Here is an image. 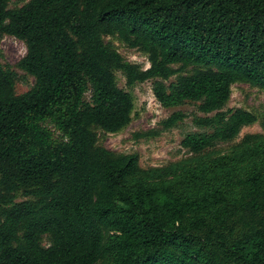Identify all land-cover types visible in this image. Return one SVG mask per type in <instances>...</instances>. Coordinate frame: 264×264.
I'll list each match as a JSON object with an SVG mask.
<instances>
[{
  "label": "trees",
  "instance_id": "obj_1",
  "mask_svg": "<svg viewBox=\"0 0 264 264\" xmlns=\"http://www.w3.org/2000/svg\"><path fill=\"white\" fill-rule=\"evenodd\" d=\"M11 2L0 0V39L25 43L17 65L35 83L17 94L18 73L0 61V264H264V162L222 156L164 179L97 133L131 121L121 70L129 86L153 80L165 107L197 105L189 151L238 136L257 117L225 106L234 83L264 89V0Z\"/></svg>",
  "mask_w": 264,
  "mask_h": 264
},
{
  "label": "rangeland",
  "instance_id": "obj_2",
  "mask_svg": "<svg viewBox=\"0 0 264 264\" xmlns=\"http://www.w3.org/2000/svg\"><path fill=\"white\" fill-rule=\"evenodd\" d=\"M29 0H12L10 7H20ZM105 41L113 46L125 60L139 64L142 68L150 66L148 54L138 48L126 45L117 35L105 36ZM0 61L10 65L17 73V94L27 92L35 83L34 76L18 67V62L27 52L26 45L16 37L5 35L0 39ZM118 85L128 91L134 102L131 121L117 132L98 129V143L117 153H138L143 169L160 168L169 173L164 179L182 178L189 170L194 172L201 164L215 158L227 156L234 158L239 167L264 162V89L247 83L237 82L232 85L227 108H244L253 112L257 119L246 125L234 139L219 142L200 153L189 151L182 145L185 136L198 130L193 123L194 113L202 115L197 105L188 102L184 105L168 108L163 106L153 92V80L139 82L134 86L127 84L123 71L117 70ZM176 76L171 80H175ZM176 111L186 116L173 125L165 121ZM254 150L257 155L243 162L238 158L246 151ZM190 173V174H192ZM25 197L19 193L17 201ZM49 244V240H45Z\"/></svg>",
  "mask_w": 264,
  "mask_h": 264
}]
</instances>
